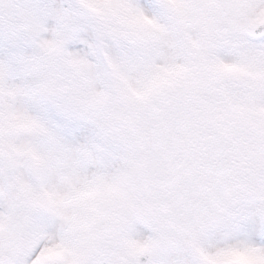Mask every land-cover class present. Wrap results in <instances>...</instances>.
<instances>
[{
  "label": "snow or ice",
  "instance_id": "snow-or-ice-1",
  "mask_svg": "<svg viewBox=\"0 0 264 264\" xmlns=\"http://www.w3.org/2000/svg\"><path fill=\"white\" fill-rule=\"evenodd\" d=\"M0 264H264V0H0Z\"/></svg>",
  "mask_w": 264,
  "mask_h": 264
}]
</instances>
